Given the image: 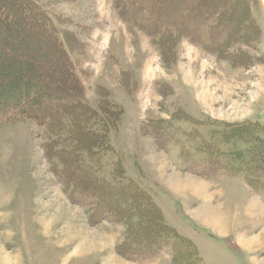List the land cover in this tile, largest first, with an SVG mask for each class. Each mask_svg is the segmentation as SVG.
Wrapping results in <instances>:
<instances>
[{"label":"rangeland","instance_id":"obj_1","mask_svg":"<svg viewBox=\"0 0 264 264\" xmlns=\"http://www.w3.org/2000/svg\"><path fill=\"white\" fill-rule=\"evenodd\" d=\"M194 1L176 0L172 16L182 22L179 13L184 4ZM42 2L63 28L77 36L79 65L89 74L83 79L87 96L94 98V90L102 85L122 103L124 114L114 147L127 173L154 196L168 222L195 242L204 264H264V242L255 237L260 232L252 236L255 225L264 224V212L259 211L258 217L247 212L264 193L252 189L241 176H206L180 168V145L191 143L189 133L206 134L223 123L264 126V0H256L252 10L262 28L257 46L238 42L229 49L250 52L253 58L247 66L204 50L187 36L181 38L175 56L164 60L150 36L118 17L112 0ZM0 23L2 33L11 32L14 39L1 43V58H15L24 71L36 69L43 84L52 86L57 73L52 60L57 55L43 36L34 28L10 30ZM183 24L190 34L200 32L199 25ZM122 70L133 71L131 93L120 85ZM142 123L169 125L171 135L164 134L162 141L165 147L147 129L140 132ZM44 140L43 127L33 121L0 122V264H165L171 260L168 249L142 260L121 254L118 246L127 224L94 222L84 205L68 198L45 156ZM259 203L264 211V202ZM245 210L253 226L240 225Z\"/></svg>","mask_w":264,"mask_h":264},{"label":"trees","instance_id":"obj_2","mask_svg":"<svg viewBox=\"0 0 264 264\" xmlns=\"http://www.w3.org/2000/svg\"><path fill=\"white\" fill-rule=\"evenodd\" d=\"M175 1L112 0L118 17L150 36L164 60L175 56L181 38L187 36L204 50L228 57L236 65L250 64V52L229 49L238 42L257 46L262 28L252 13L256 0L187 2L179 13L182 22L172 16ZM0 7V22L7 28H34L57 55L52 60L53 69H57L52 86L43 84L36 69L24 71L15 58L7 57L6 61L0 56V122L26 119L43 127L45 156L68 198L84 205L94 222L107 219L127 224L118 246L121 254L142 260L168 249L172 257L165 264H204L195 242L168 222L154 196L127 173L113 140L124 107L113 90L102 85L94 90V98L87 96L83 79L89 74L79 65L77 36L62 27L42 0H0ZM183 22L199 25L200 32L190 34ZM3 33L0 26V46L14 40L11 32ZM18 39L15 40L19 42ZM84 51L85 48L82 54ZM119 81L122 89L131 93L130 87L135 86L133 71L122 70ZM146 129L165 147L162 141L164 134L167 138L171 135L167 134L169 125L142 123L140 132ZM188 135L191 143L180 145L183 171L241 176L252 189L264 193L261 123H223V127L206 134L197 130Z\"/></svg>","mask_w":264,"mask_h":264},{"label":"crops","instance_id":"obj_3","mask_svg":"<svg viewBox=\"0 0 264 264\" xmlns=\"http://www.w3.org/2000/svg\"><path fill=\"white\" fill-rule=\"evenodd\" d=\"M259 201H262V202H264V197H262V195H260L259 197H258V200L257 201H254V202H251V204H250V211L248 210L247 212L248 213H250V215H254V214H256V215H254V216H257L258 217V215L257 214H260V212L259 211H261V212H264V211H262V209H260L259 207H260V203H259ZM211 207V206H210ZM211 210H213V212H215L217 215H218V212H216L214 209L215 208H210ZM245 214H246V217H245V219H240V225L243 227V225L245 224V226L246 227H248V224L249 223H251L252 224V226L255 224L254 222H249V221H247L246 220V218H247V216H249L247 213H246V210H245ZM264 214V213H263ZM262 214V215H263ZM261 223H263V220L262 221H260ZM258 224H259V222H258ZM255 225V227H254V230H255V232L253 233V235L252 236H255V233H259V234H257V236H255L256 237V240L257 241H259L260 239L262 240L263 239V242H264V224H262V226L261 225ZM238 227V226H237ZM241 227V228H242ZM254 264H255V262H253ZM253 263H251V264H253ZM263 262H261V264H262Z\"/></svg>","mask_w":264,"mask_h":264},{"label":"bare ground","instance_id":"obj_4","mask_svg":"<svg viewBox=\"0 0 264 264\" xmlns=\"http://www.w3.org/2000/svg\"><path fill=\"white\" fill-rule=\"evenodd\" d=\"M216 223V221H214Z\"/></svg>","mask_w":264,"mask_h":264}]
</instances>
